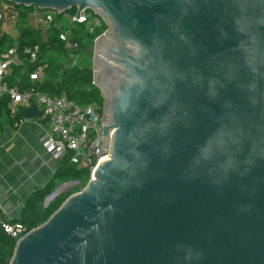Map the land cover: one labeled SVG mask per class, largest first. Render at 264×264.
<instances>
[{
    "label": "water",
    "instance_id": "95a60500",
    "mask_svg": "<svg viewBox=\"0 0 264 264\" xmlns=\"http://www.w3.org/2000/svg\"><path fill=\"white\" fill-rule=\"evenodd\" d=\"M5 1L102 20L108 152L7 264H264V0Z\"/></svg>",
    "mask_w": 264,
    "mask_h": 264
},
{
    "label": "built area",
    "instance_id": "2783aa9c",
    "mask_svg": "<svg viewBox=\"0 0 264 264\" xmlns=\"http://www.w3.org/2000/svg\"><path fill=\"white\" fill-rule=\"evenodd\" d=\"M26 10L23 20L20 19L22 8L5 0H0V39H13L18 36L19 27L27 26L37 30L42 41L46 40V32L52 26L60 27L53 20L52 14L46 9L34 6ZM66 17L70 26L87 22L89 33L103 26L102 20L90 10H81L74 17L67 12ZM69 26V27H70ZM70 31L61 29L59 39L66 49H75V43L70 38ZM39 53V45H26L21 48V56L15 47L0 50V78L11 73L15 65L23 60L33 62ZM74 60L71 61L74 64ZM42 66H37L29 73L30 80H39ZM7 97L6 108L9 115L14 116L20 109L29 107L33 103L40 111L34 119L46 122L47 128L39 135V143L43 151L55 161L67 158L68 162L77 167H84L91 172L97 163L108 157L107 149H102L100 112L93 104H78L64 95H48L32 87L18 91L16 86H7L0 81V97ZM24 121L22 116L18 123ZM0 228L10 238L16 240L28 229L18 221H8L0 218Z\"/></svg>",
    "mask_w": 264,
    "mask_h": 264
},
{
    "label": "trees",
    "instance_id": "16d2710c",
    "mask_svg": "<svg viewBox=\"0 0 264 264\" xmlns=\"http://www.w3.org/2000/svg\"><path fill=\"white\" fill-rule=\"evenodd\" d=\"M20 12V19L23 20L26 10L31 7H24ZM74 8L67 12L72 13ZM57 23V22H56ZM81 24V23H79ZM74 26L66 28L70 31V38L75 43V49H66L59 39L61 27L52 25L46 32V40L40 39L37 30L27 26L19 27L17 37L10 39L3 37L0 39V50L8 47H15L21 56V48L26 45L38 44L39 53L35 61L23 60L20 65H15L11 73L1 77L0 81L7 86H16L18 91H23L32 87L33 89L48 95H64L78 104H93L100 112L101 96L99 90L92 84L90 57L87 63L84 61L71 63L67 57L73 52L83 51L85 46L92 44V39L104 30L96 29L91 33H86V40L72 31ZM63 29V30H66ZM42 66V74L39 80H30L29 73L37 66ZM7 97H0V119H5L8 125H14L21 117V109L10 116L6 108ZM0 123V130H1ZM89 178V171L84 167H77L68 162L67 158L60 159L54 168L52 177L42 186L33 189L21 199L18 217L11 221H18L27 229H30L46 219V217L57 208L60 202L70 193L76 191L74 185L65 192L60 193L50 199L45 206L42 205L44 198L50 194L58 183L66 181L86 182ZM14 239L6 235L0 228V264H7L11 255Z\"/></svg>",
    "mask_w": 264,
    "mask_h": 264
},
{
    "label": "crops",
    "instance_id": "0c3cea01",
    "mask_svg": "<svg viewBox=\"0 0 264 264\" xmlns=\"http://www.w3.org/2000/svg\"><path fill=\"white\" fill-rule=\"evenodd\" d=\"M0 123V218L11 221L18 217L23 196L42 187L52 177L60 159H51L39 143L46 122L32 118L12 126L5 119H0ZM69 182L77 181H66L56 187Z\"/></svg>",
    "mask_w": 264,
    "mask_h": 264
},
{
    "label": "rangeland",
    "instance_id": "374dc122",
    "mask_svg": "<svg viewBox=\"0 0 264 264\" xmlns=\"http://www.w3.org/2000/svg\"><path fill=\"white\" fill-rule=\"evenodd\" d=\"M48 11L52 14L53 20L55 22H57L62 29H66L70 26L69 22H68V18L65 15L67 13V11H65L63 13H59V14L53 10H48ZM87 24H88L87 22H84L81 24H74L73 25L74 27L72 29V31L74 30V31H76V33H78V35L82 38L83 41L84 40L87 41L86 40V35H87L86 33H89L87 30ZM91 50H92V47L90 45H87V46H85L83 51L79 50V52H73V53H71L70 57L69 56L67 57V59L71 60V61L74 60L76 62L84 61L85 63H87V60L90 57V64H91ZM60 184L61 183H58L57 186ZM73 184L77 185L75 188L76 191H77L78 187L83 186L82 183H80V182L64 183V185L60 186L61 188H59L60 190H57V192L66 191L70 187L74 186ZM46 204L47 203L44 204V200H43L42 205H46Z\"/></svg>",
    "mask_w": 264,
    "mask_h": 264
}]
</instances>
